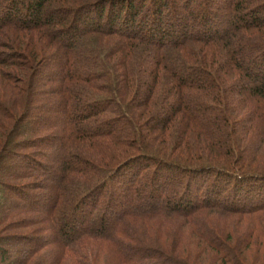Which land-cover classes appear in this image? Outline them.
Wrapping results in <instances>:
<instances>
[{"label":"trees","instance_id":"trees-1","mask_svg":"<svg viewBox=\"0 0 264 264\" xmlns=\"http://www.w3.org/2000/svg\"><path fill=\"white\" fill-rule=\"evenodd\" d=\"M2 165L0 264H264V0H0Z\"/></svg>","mask_w":264,"mask_h":264},{"label":"rangeland","instance_id":"rangeland-1","mask_svg":"<svg viewBox=\"0 0 264 264\" xmlns=\"http://www.w3.org/2000/svg\"><path fill=\"white\" fill-rule=\"evenodd\" d=\"M214 2H219V3H221L223 0H213ZM195 2H197V0H190V4H194ZM86 12H88V11H86ZM89 14H91V13H89ZM89 14H84L83 16H86V15H89ZM90 18V17H89ZM121 25V23L118 21V24L116 23V26H120ZM141 27V26H140ZM141 28H143V27H141ZM143 29H145V28H143ZM189 31H190V33L191 32H194V30H195V24H194V22H191L190 23V26H189ZM169 38H171L170 36H167V37H165V39H167V40H169ZM261 70H263V69H261ZM262 73V72H261ZM53 74H55V68L51 65V63L49 64V65H47V67L45 68V69H43V78L42 79H46V78H48V77H50L51 75H53ZM44 81V80H43ZM43 83V82H42ZM29 124L30 123H26V124H24V126H23V128H22V131L23 132H26V130L24 129L25 127H29ZM53 149V146H50V147H42L41 146V150H43L44 152H45V154L46 155H48L49 157H50V159H52V162L51 163H49V165H48V167H47V170H48V172H49V174L50 175H52V173L51 172H54V167H53V164L56 162V160H57V156L56 155H50L51 154V150ZM13 161V159L11 160V162ZM14 163H16L17 165L16 166H14L15 168L16 167H18L19 165L20 166H24V163H25V161H24V159L23 160H17V159H14V161H13ZM13 164V163H12ZM4 167H5V165L3 166H0V168H1V170H3L4 169ZM21 167V168H22ZM18 168H20V167H18ZM28 191H30V190H28ZM31 192V191H30ZM41 193H43V195L41 196V197H39V196H37L36 197V201H37V204H38V207H40V208H43L45 205H46V203H47V200L50 198V195H51V190L48 188V189H44L43 191H41ZM12 200V199H11ZM11 200L9 199V201L11 202ZM20 230H16V232H19ZM23 232V231H22ZM14 246V248H15V250H17V252H21V251H24L25 250V247L24 246H27V245H24L23 246V244H17V245H13Z\"/></svg>","mask_w":264,"mask_h":264}]
</instances>
